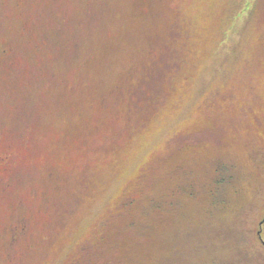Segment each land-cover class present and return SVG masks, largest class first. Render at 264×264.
Segmentation results:
<instances>
[{"label":"rangeland","instance_id":"rangeland-1","mask_svg":"<svg viewBox=\"0 0 264 264\" xmlns=\"http://www.w3.org/2000/svg\"><path fill=\"white\" fill-rule=\"evenodd\" d=\"M257 126L264 0H0V264H264Z\"/></svg>","mask_w":264,"mask_h":264},{"label":"flooded vegetation","instance_id":"flooded-vegetation-1","mask_svg":"<svg viewBox=\"0 0 264 264\" xmlns=\"http://www.w3.org/2000/svg\"><path fill=\"white\" fill-rule=\"evenodd\" d=\"M258 125H259V124H258ZM256 128L259 129L260 131H263V132H264V126H261V127L257 126ZM255 131H256V130H255ZM4 169H6V165H2V166L0 167V170H1V171L4 170ZM263 224H264V222L262 223V226H261L260 229H259V230H261V232H262V229H263ZM257 233H258V231H257Z\"/></svg>","mask_w":264,"mask_h":264},{"label":"water","instance_id":"water-1","mask_svg":"<svg viewBox=\"0 0 264 264\" xmlns=\"http://www.w3.org/2000/svg\"><path fill=\"white\" fill-rule=\"evenodd\" d=\"M264 222V218L260 221V226L262 225V223ZM258 235H259V238L261 240L262 243H264V239L261 235V230H258Z\"/></svg>","mask_w":264,"mask_h":264},{"label":"trees","instance_id":"trees-1","mask_svg":"<svg viewBox=\"0 0 264 264\" xmlns=\"http://www.w3.org/2000/svg\"><path fill=\"white\" fill-rule=\"evenodd\" d=\"M146 1V0H145Z\"/></svg>","mask_w":264,"mask_h":264}]
</instances>
